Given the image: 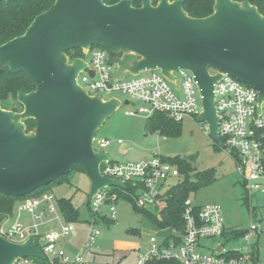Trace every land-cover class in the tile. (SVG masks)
<instances>
[{
	"label": "water",
	"instance_id": "water-1",
	"mask_svg": "<svg viewBox=\"0 0 264 264\" xmlns=\"http://www.w3.org/2000/svg\"><path fill=\"white\" fill-rule=\"evenodd\" d=\"M183 6V0H159L156 6L142 0L140 8L133 0L114 5L56 0L24 35L0 46V67L25 72L37 85L29 94L18 93L22 113L0 105V194L28 196L76 168L90 179V199L103 187H124L102 175L101 164L112 160L94 149L98 130L121 102L91 96L82 88L78 76L88 64L71 59L77 49L84 56L95 46L108 50L109 65L118 68L112 73L115 80L124 79L126 72L160 70L174 81L173 72L191 71L203 97L197 122H206L209 136L222 145L214 93L222 75L256 89L259 103L264 101V16L247 1L215 0L214 13L202 19L190 17ZM209 69L219 73L211 75ZM27 119L37 124L29 134ZM6 218L0 216V225ZM22 257L43 259L34 238L16 244L0 235V264Z\"/></svg>",
	"mask_w": 264,
	"mask_h": 264
},
{
	"label": "built area",
	"instance_id": "built-area-1",
	"mask_svg": "<svg viewBox=\"0 0 264 264\" xmlns=\"http://www.w3.org/2000/svg\"><path fill=\"white\" fill-rule=\"evenodd\" d=\"M87 55L88 67L79 74L78 83L91 96L102 98L104 93L113 92L125 95L131 101L130 105L136 106L135 110L126 111L128 116L150 119L159 113L174 123H183L189 118L197 120L203 112L201 89L189 70L173 72L174 81L154 71L133 80H115L108 63V50L92 47ZM89 71L95 73L94 77L89 76ZM177 73L182 81L180 86H177ZM209 73L216 75L219 72L209 69ZM170 83L176 88L172 89ZM214 93L219 118L218 134L222 141L219 146L234 157L248 197L264 196V101L259 103L256 89L227 74L217 81ZM201 124L202 129L209 133V125L206 122ZM117 143L124 144L122 140ZM111 144L112 140H100L97 150L94 141V149L105 153ZM101 173L121 182L124 187H103L90 199L89 208L94 220L83 251H90L101 235L93 225L98 223L103 206L108 205L111 219L115 218V205L121 198L114 189L125 192V196L131 198L139 209L158 208L161 196L168 191L169 182L177 180L180 175L179 169L159 154L152 160L137 163L106 161L101 164ZM128 184L135 189V194L126 191ZM25 215L30 220L29 226L24 225ZM12 216L0 225V235L16 244L34 238L43 256V259L18 258L13 264H86L83 253L69 255L62 247L74 227L64 220L53 194L22 202L14 222L11 221ZM183 222L181 230L163 231L161 238L151 237L146 249L139 252L136 264H254L253 258L259 257V242L263 234L260 222H251L248 230H228L221 205H196L191 198L185 203ZM237 233L243 234L236 236ZM215 238L227 241L242 239L247 244L233 250L219 244L212 251L205 252L204 241Z\"/></svg>",
	"mask_w": 264,
	"mask_h": 264
},
{
	"label": "rangeland",
	"instance_id": "rangeland-1",
	"mask_svg": "<svg viewBox=\"0 0 264 264\" xmlns=\"http://www.w3.org/2000/svg\"><path fill=\"white\" fill-rule=\"evenodd\" d=\"M89 60V56H85ZM111 70L117 71V67ZM161 74L160 70L154 71ZM151 72L133 74L126 72L124 79L133 80L144 77ZM180 86L182 81L177 73ZM175 89V84H171ZM103 100L117 99L121 102L115 113L106 119L95 137V148L98 149L100 140H112V144L104 150L110 159L116 163H137L152 160L156 154L164 159H191L192 166L197 173L214 172L216 181L191 195L196 205L219 204L223 210L225 226L228 230H248L251 222H260L263 234L259 242V264H264V196L248 197L243 186L242 175L238 172L236 161L219 146L209 133L202 129V124L193 118L185 119L182 134L179 136H164L150 133L147 130L148 119L126 115V111L135 110V104L126 105L131 101L119 92L104 93ZM122 140L123 145L117 141ZM177 184V180L170 181L168 190ZM91 182L83 171H74L62 184L50 191L55 200L69 199L79 212L78 221L72 223L74 231L62 243V247L69 255L83 253L86 264H136L140 251L146 249L151 237L161 238L163 232L143 214L134 208V203L119 200L115 205L116 216L111 219L110 208L103 206L100 218L93 228L101 235L92 245L90 251H83L88 232L92 226L94 215L90 211ZM248 201V206L245 204ZM17 202L11 221L17 217ZM160 207L146 209L160 218ZM255 212V213H254ZM108 219H111L110 221ZM25 226L30 225L27 215L23 217ZM51 225L50 227H52ZM205 252L212 251L222 244L227 250L239 249L246 246L242 239L227 241L225 238H215L204 241ZM255 243V240L252 242ZM250 264V263H249Z\"/></svg>",
	"mask_w": 264,
	"mask_h": 264
},
{
	"label": "trees",
	"instance_id": "trees-1",
	"mask_svg": "<svg viewBox=\"0 0 264 264\" xmlns=\"http://www.w3.org/2000/svg\"><path fill=\"white\" fill-rule=\"evenodd\" d=\"M121 0H104L107 5H114ZM159 0H153V5L156 6ZM174 2L177 0H169ZM184 11L192 18H206L214 13L215 0H183ZM235 2H249L255 6L259 13L264 16V0H233ZM56 0H9L7 3L0 2V46L12 41L25 34L27 29L33 23L35 18L40 14L49 10ZM133 6L140 8L142 0H133ZM97 47V46H95ZM100 48V47H98ZM70 54V53H68ZM110 56L112 55L109 52ZM82 58L86 59L83 51L75 50V55L71 59ZM37 89L36 83L25 72L12 73L8 68L0 67V105L3 110L22 113L23 106L18 103L17 96L19 92L29 94ZM26 133L33 132L37 126L36 121L27 119L24 121ZM147 130L150 133H158L166 136H179L182 134L183 123H174L170 121L164 114H155L148 119ZM179 169L180 175L177 179V184L170 188L160 198V218L146 209H139L134 205V208L141 214L145 215L160 231L181 230L184 226L183 213L185 203L191 198V195L198 192L200 189L213 184L216 181L214 172L197 173L192 166L191 159H166ZM74 171H82L79 168L74 169L69 175L63 176L46 187H43L32 194L24 197H9L0 194V216H12L17 202H24L31 198H38L44 194H49L53 187L62 185ZM121 200L128 201L133 204L131 198L125 196L122 190H116ZM128 192L135 194V189L131 185H127ZM248 206L247 199L244 200ZM58 208L64 220L68 223L78 221L79 212L73 206L71 200L60 199L57 201ZM159 207V206H158ZM157 208V207H156ZM110 221V220H109ZM238 234V235H237ZM240 236L243 233H237ZM254 264H259V257L253 258ZM168 264V263H161ZM174 264V263H169Z\"/></svg>",
	"mask_w": 264,
	"mask_h": 264
}]
</instances>
